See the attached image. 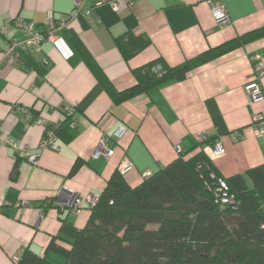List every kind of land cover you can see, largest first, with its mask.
Segmentation results:
<instances>
[{"label":"crops","instance_id":"1","mask_svg":"<svg viewBox=\"0 0 264 264\" xmlns=\"http://www.w3.org/2000/svg\"><path fill=\"white\" fill-rule=\"evenodd\" d=\"M130 1L120 2L115 12L109 0H87L90 17L69 20L57 44L17 49V61L9 65L2 52L27 37L15 21L44 30L48 15L57 26L73 5L71 0H0V28L8 24L0 36V264H12L24 250L43 256L52 238L82 229L88 208L71 215L54 206L55 198L61 190L83 199L99 195L123 162L133 165L123 174L129 186L175 160L177 147L187 158L203 151L220 178L264 163V135L252 125L255 114L264 115V100L251 102L244 89L254 66L264 67V36L121 103L111 100L76 44L122 91L136 84V68L154 61L175 67L264 26V0H221L229 18L221 25L210 10L214 0ZM127 35L148 43L125 59L116 40L127 42ZM259 82L264 92V76ZM66 107H73L70 118ZM27 112L45 124H34ZM47 127L53 129V147L40 149ZM8 139L37 153L38 165L15 153ZM102 139L113 154L93 158ZM216 143L224 150L217 157L204 149ZM55 243L69 248L60 239Z\"/></svg>","mask_w":264,"mask_h":264},{"label":"trees","instance_id":"2","mask_svg":"<svg viewBox=\"0 0 264 264\" xmlns=\"http://www.w3.org/2000/svg\"><path fill=\"white\" fill-rule=\"evenodd\" d=\"M263 36L264 26L175 67L148 63L132 71L136 84L122 91L112 86L81 43L76 44L111 100L121 103L180 80L194 67ZM126 40H116L125 59L148 43L131 35ZM157 65L160 73L152 71ZM218 180L233 195L232 204L221 207L217 202ZM88 210L82 229L52 238L43 256L24 250L15 264H264V163L220 178L203 151L188 158L180 154L135 186L116 171ZM56 238L69 248L58 246Z\"/></svg>","mask_w":264,"mask_h":264},{"label":"built area","instance_id":"3","mask_svg":"<svg viewBox=\"0 0 264 264\" xmlns=\"http://www.w3.org/2000/svg\"><path fill=\"white\" fill-rule=\"evenodd\" d=\"M73 9L67 19L61 20L58 22L57 26L53 22L50 15H48V25L47 28L44 30H35L30 26L25 25L21 21H15L13 24L14 26L19 29L23 34L27 37L23 41H12L8 43L7 48L2 52L3 56L5 57L7 63L9 65L15 64L17 61V49L22 50H35L38 49L41 44L44 43H51L57 44L60 42V38L58 37V32L61 28L67 26L69 20H74L78 16L83 15L86 17H90L92 13V8H85L84 4L87 0H71ZM123 2L124 5H130V0H109V5L115 12L120 11L119 3ZM210 4V10L215 22L218 25L227 24L229 22L228 15L226 13L225 7L221 0H214ZM0 28V36H4L7 33V26ZM160 67H155L152 69L153 72H157ZM264 76V67L261 63H257L254 66L253 74H251L247 81L244 84V89L249 97L250 101L253 103L261 102L264 100V92L260 85V78ZM64 112L67 117H71L74 113L73 107H66ZM26 117L28 120H31L36 125H44L43 119L36 117L32 118L30 112L26 113ZM252 125L255 128L256 134L259 136L264 135V115L262 114H255L252 118ZM53 129L48 128L45 129V133L43 138L40 141L39 148L46 149L49 147H53V140L54 134ZM115 135L117 136L118 133L116 132ZM239 137V133H234V138L237 139ZM203 139V138H202ZM104 140L102 139L99 144L97 145L95 151L93 152V158H98L100 156L109 157L113 154V150H109L104 146ZM7 146L15 151V153L19 154L25 161L30 163L33 166L38 165L39 163V155L37 153H31L30 150L26 147L21 146L17 141L13 139H8L6 141ZM204 149H210L213 156L217 157L223 154L224 150L222 146L218 143L214 145L205 146ZM177 153L182 154L181 150L177 147ZM133 169V165L130 162H123L119 165L118 173L124 174L127 171ZM150 174H146L144 177L149 176ZM210 178H214V173H210ZM219 186L215 192V197L217 202L221 207L232 204L234 201L233 195L227 193V187L225 186L224 182L218 180ZM98 201V195H89L85 199L79 198L74 194L66 191L61 190V193L57 198H55L53 204L58 208H68V211L71 215H76L82 209L83 205H85L88 209L93 207ZM2 205V200L0 199V206ZM20 256H16L13 258V264L17 263Z\"/></svg>","mask_w":264,"mask_h":264},{"label":"rangeland","instance_id":"4","mask_svg":"<svg viewBox=\"0 0 264 264\" xmlns=\"http://www.w3.org/2000/svg\"><path fill=\"white\" fill-rule=\"evenodd\" d=\"M12 264H13V261H12Z\"/></svg>","mask_w":264,"mask_h":264}]
</instances>
